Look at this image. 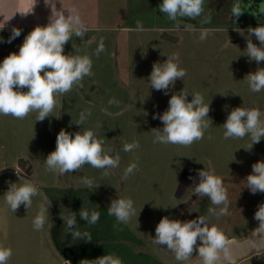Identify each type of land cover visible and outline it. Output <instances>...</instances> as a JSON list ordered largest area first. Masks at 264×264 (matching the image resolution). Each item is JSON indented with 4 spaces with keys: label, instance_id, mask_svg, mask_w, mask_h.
<instances>
[{
    "label": "rangeland",
    "instance_id": "1",
    "mask_svg": "<svg viewBox=\"0 0 264 264\" xmlns=\"http://www.w3.org/2000/svg\"><path fill=\"white\" fill-rule=\"evenodd\" d=\"M136 1L134 24L131 23V12H134L131 2L130 9L126 0L125 4L115 2L114 8L105 7V2L102 20L94 24L89 19L83 40L73 36L65 45V54L91 57L93 75L83 79L82 88L73 87L70 92L58 95L50 117L35 122V112L22 120L0 115V227L6 237L1 245L11 248L13 253L7 264H64V260L80 264L83 259L93 260L105 254L118 256L123 264L191 263L199 256L177 261L172 252L153 242L156 225L164 216L187 221L208 215L211 205L207 197L195 205L191 216L183 213L187 212V202L181 206L179 202L191 184L193 173L207 169L206 161L211 160L218 170L226 171L233 165L254 164L256 152H264V138L251 150H246L250 144L248 136L223 138L222 125L231 110L240 106L256 107L264 96V91L251 92L244 79L258 67L264 68V62L257 65L245 55L248 28L238 29L232 9L226 6L232 0H209L210 22L201 21L207 15L204 8L200 18L188 22L193 25L192 31L184 30L183 26L177 30L172 23H164L159 17L158 0H151V9ZM207 1L204 0V6ZM137 21L142 23L144 31L136 30ZM201 29L209 31L204 41L199 39ZM11 30H0L4 41L0 42V63L10 53L19 51L32 29H21V35L8 43ZM101 38L105 51L97 57L95 51ZM242 39L244 43L238 44ZM173 53L178 55L179 65L187 75L183 80L178 79L166 95L151 88L148 78L153 64L163 63ZM183 88L190 92L189 101L191 93L199 92L205 103H210L213 126L202 140L190 146L153 143L155 137L151 130L163 127L153 116L163 114L171 95ZM113 99L119 102L118 106L109 104ZM88 110L91 115L84 127L105 141L106 150L114 148L119 152V167L106 169L108 176L102 174L105 170L90 165L65 175L47 171L45 159L55 150L59 131L64 129L72 134L80 131L83 125L75 122L82 111ZM133 141H138L140 147L124 152L123 142ZM259 157L264 159V153ZM132 162L137 163V170L122 180L124 169ZM20 176L31 180L40 192L32 197L28 209L21 205L14 213L6 204L4 193L9 182H18ZM84 177L100 186L94 190L87 188L81 183ZM247 194L249 197L250 193ZM45 197L52 201L49 217L54 226L50 234L47 224L39 231L33 227L35 216L45 206ZM118 197L131 198L134 202L136 214L126 224L118 223L107 212L111 200ZM243 203H239L244 209L237 213L239 220L234 225L222 224L224 216L210 217V226L217 225L227 241L229 238L241 240L257 229L254 214L264 203V193L252 194L248 203L245 200ZM81 207L99 211V221L95 225L86 224L79 216ZM70 211L77 214V227L88 231L91 241L74 240L65 232L60 215ZM240 264H264V252Z\"/></svg>",
    "mask_w": 264,
    "mask_h": 264
},
{
    "label": "clouds",
    "instance_id": "2",
    "mask_svg": "<svg viewBox=\"0 0 264 264\" xmlns=\"http://www.w3.org/2000/svg\"><path fill=\"white\" fill-rule=\"evenodd\" d=\"M44 2L51 7L47 25L34 27L25 36L19 51L10 53L0 63V115L22 120L35 112L37 113L35 122H42L51 116L56 107L58 95L70 92L73 87L82 88L83 79L93 75V61L89 55L64 52L65 45L72 40L73 36L83 40L88 31L78 10L64 9L63 6L58 10L56 3H49L48 0ZM158 8L169 20L175 22L177 30L183 26L184 30L192 31L193 25L187 21H195L204 14V0H162ZM242 12L239 4L232 8L233 17L238 18ZM209 22L210 16L202 20V23ZM136 30L144 31L140 21H137ZM247 32L245 55L249 61H255L259 65L264 62V25L249 27ZM20 35L21 29L13 27L7 42L11 43ZM208 35L207 29H201L199 39L204 41ZM253 35L259 41V46L252 42ZM0 42H4L3 37H0ZM104 51V39L101 38L95 55L99 57ZM186 75V70L179 65L178 55L173 53L167 56V60L163 63L153 64L148 83L151 88L163 91L167 95L168 90L175 86V82L178 79L183 80ZM244 79L251 92L264 91V68L258 67L254 72H249ZM189 93L183 88L172 94L167 110L163 114L153 116V119H159L163 124L162 129L151 130L155 137L153 143L190 146L202 140L205 132L213 126L209 117L210 103H205L204 96L199 92L191 93L192 99L189 101ZM109 104L118 106L119 102L113 99L109 100ZM143 114L147 115V112ZM90 115V110L80 113L75 124L83 125V128L75 134L64 129L59 131L56 137V148L45 159L47 171L65 175L90 165L92 168L105 170L102 174L108 176L109 172L106 169L119 167L121 160L119 152L114 148L106 150L105 141L93 130L84 127ZM222 126L225 140L243 139L248 136L250 144L246 150H251L253 145L264 138V113L255 107H236L227 115ZM139 147L138 141L122 144L124 152H133ZM137 167L136 162L130 163L124 169L121 179L127 180ZM251 167L252 173L245 180L246 187L252 194L264 193V161H258ZM198 177L199 183L192 187V195L208 198L211 205L208 208V215L187 221L169 219L164 216L155 227L153 242L172 252L177 261H188L194 255H198L199 264H220L221 260L236 264L223 231L215 224L210 226V217L219 219L228 215V194L224 187V180L213 170L206 168L198 170ZM81 183L91 190L100 186L87 177H84ZM9 184L4 198L14 213L21 205L28 209L32 204V197L40 192L31 180L22 176L19 177L18 182H9ZM45 201V206L33 220V227L39 231L43 230L47 224L50 234L54 226L49 217L52 201L47 197ZM107 212L108 215L114 216L118 223L124 224L136 214L133 200L120 197L111 200ZM76 216L77 214L72 211L67 215H60L65 232L74 240L91 241L90 233L81 231L77 227ZM79 216L81 220L86 221V224L95 225L100 219V212L81 207ZM254 219L258 221L257 234H264V203L258 206ZM253 247L256 245L254 244ZM12 255L11 248L0 245V264H7ZM64 264H71V261L64 260ZM80 264H123V262L118 256L105 254L93 260L83 259Z\"/></svg>",
    "mask_w": 264,
    "mask_h": 264
},
{
    "label": "flooded vegetation",
    "instance_id": "3",
    "mask_svg": "<svg viewBox=\"0 0 264 264\" xmlns=\"http://www.w3.org/2000/svg\"><path fill=\"white\" fill-rule=\"evenodd\" d=\"M239 4L240 8L243 10L242 15L238 18L233 17L235 23L239 27L238 29L242 28H249V27H257L259 25H264V0H232L230 8L232 9L235 5ZM243 31V30H242ZM253 42H257L259 46V41L255 38V36L251 37ZM238 44L244 43L243 39L237 42ZM256 104L255 108L260 109L262 113H264V96L260 98ZM246 138V136H245ZM260 153L264 152H256V161H264V159L260 156ZM204 158V157H203ZM207 169L213 170L216 175L220 176L224 180V187L227 189L228 194V209L231 210L228 215H225L224 218L221 220L222 224H235L238 223V214L240 211L244 209L241 208L239 203H243L245 200V204L248 203L250 196L252 193L250 190H247L246 187V177L252 173V163L250 165L240 164V165H233L230 166L228 170H218L216 166L211 162V160L206 161ZM198 173L194 172L191 178V184L188 185L186 188L184 195L180 198V206L184 202H187V212H183L185 215L191 216L192 210L196 204L199 203L200 200L204 198H198L195 195H192L193 186L196 183H199ZM25 178V177H24ZM26 179V178H25ZM250 193V196L248 197ZM206 198V197H205ZM237 201V203H233ZM232 204V205H231ZM244 204V203H243ZM231 206V207H230ZM181 211V208L179 209ZM232 214V215H231ZM182 215V213H181ZM231 215V216H230ZM230 239V238H229ZM228 239V240H229Z\"/></svg>",
    "mask_w": 264,
    "mask_h": 264
},
{
    "label": "crops",
    "instance_id": "4",
    "mask_svg": "<svg viewBox=\"0 0 264 264\" xmlns=\"http://www.w3.org/2000/svg\"><path fill=\"white\" fill-rule=\"evenodd\" d=\"M124 2L125 0H48L49 3H56V8L59 10L62 8L69 9V8H75L78 10L82 20L86 23V25L89 24V19H92V22L96 24L100 21L98 19L102 20V12L103 7H113L115 2ZM127 7L130 9V2L133 6L131 7V14L133 13V18L131 23H135L136 20H134V13H135V2L136 0H126ZM139 0L137 3L138 5H141L143 7L148 6V8L151 9L149 3L151 0ZM106 2V3H105ZM137 2V1H136ZM209 0L205 4V12L206 17L211 18V14L209 11H207ZM222 2V1H221ZM105 3V4H103ZM162 3V0H158L157 4L159 5ZM221 4V3H220ZM230 3L227 4V8L230 9ZM155 4H153V7ZM33 9V10H32ZM32 10V12H30ZM226 10V9H225ZM30 12L26 15H23V13ZM65 14H67L65 12ZM51 15V7L49 5H46L44 0H0V28H3L4 23L5 26L2 30L5 29H12L13 27L19 28V29H33L37 25L45 26L49 22V16ZM101 16V18H100ZM114 16V15H113ZM229 16L231 17V12L229 13ZM116 17V16H115ZM159 17H161L162 21L164 23H172V25H175V22L168 19V17L164 14H159ZM9 19V20H8ZM118 21V17H116ZM202 21V20H201ZM187 22H194V21H187ZM200 22V21H198ZM3 230L0 227V245L3 244V242L6 240V237L3 233Z\"/></svg>",
    "mask_w": 264,
    "mask_h": 264
},
{
    "label": "water",
    "instance_id": "5",
    "mask_svg": "<svg viewBox=\"0 0 264 264\" xmlns=\"http://www.w3.org/2000/svg\"><path fill=\"white\" fill-rule=\"evenodd\" d=\"M228 242L230 253L236 260V264H240L254 255L264 252V234H257V229L246 238L241 240L230 239ZM254 244L256 247H253ZM199 259L200 258L188 264H199ZM220 264H229V262L221 260Z\"/></svg>",
    "mask_w": 264,
    "mask_h": 264
}]
</instances>
